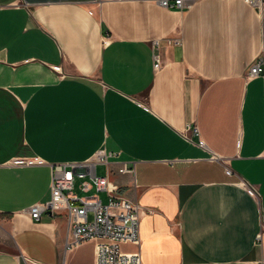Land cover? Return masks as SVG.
I'll return each mask as SVG.
<instances>
[{
    "label": "crops",
    "instance_id": "1",
    "mask_svg": "<svg viewBox=\"0 0 264 264\" xmlns=\"http://www.w3.org/2000/svg\"><path fill=\"white\" fill-rule=\"evenodd\" d=\"M160 1L0 0V264L78 263L66 214L29 207L51 164L100 149L139 205L122 248L142 264H264V6Z\"/></svg>",
    "mask_w": 264,
    "mask_h": 264
},
{
    "label": "built area",
    "instance_id": "2",
    "mask_svg": "<svg viewBox=\"0 0 264 264\" xmlns=\"http://www.w3.org/2000/svg\"><path fill=\"white\" fill-rule=\"evenodd\" d=\"M256 8L264 6V0H247ZM164 7L183 8V0H161ZM175 42L178 44L179 39ZM158 42H155V46ZM154 68L161 65L159 56L153 55ZM249 76L254 77L264 72L263 59L250 67ZM187 131L198 136L196 126L189 125ZM186 136V135H185ZM189 138V137H188ZM202 143V141H200ZM117 152L100 149L84 163L51 164V198L47 202L35 203L29 208L33 219L40 220L42 213H65L69 229L65 242L66 250H72L86 241L94 243L95 264H142L140 250L125 252V243L140 245V209L139 205L120 192L117 182L110 179L113 173L109 166V157ZM14 165L42 164L39 158L15 159ZM98 165H105V175L97 174ZM118 173H134L126 162L121 163ZM226 173L231 169L226 167ZM80 190L83 195L76 192ZM93 191V192H92ZM104 193V197L101 196ZM92 215V218H91ZM30 264H43L29 257Z\"/></svg>",
    "mask_w": 264,
    "mask_h": 264
},
{
    "label": "rangeland",
    "instance_id": "3",
    "mask_svg": "<svg viewBox=\"0 0 264 264\" xmlns=\"http://www.w3.org/2000/svg\"><path fill=\"white\" fill-rule=\"evenodd\" d=\"M97 172L99 174H102L104 172L103 170V166L99 165L97 168ZM77 193H80V195H83V193L76 189ZM93 192V191H92ZM101 196L104 197V193H101ZM87 243L84 244V246H82L81 248V252L78 254V258H77V264H89V247H90V241H86ZM83 244V243H82ZM60 260V263H62V258H63V254L60 255V257H58Z\"/></svg>",
    "mask_w": 264,
    "mask_h": 264
},
{
    "label": "water",
    "instance_id": "4",
    "mask_svg": "<svg viewBox=\"0 0 264 264\" xmlns=\"http://www.w3.org/2000/svg\"><path fill=\"white\" fill-rule=\"evenodd\" d=\"M48 213H49V214H51V212H50V211H49Z\"/></svg>",
    "mask_w": 264,
    "mask_h": 264
}]
</instances>
